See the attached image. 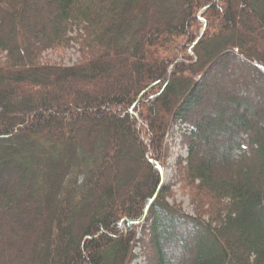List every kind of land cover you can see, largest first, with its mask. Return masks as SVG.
<instances>
[{
  "label": "trees",
  "instance_id": "obj_1",
  "mask_svg": "<svg viewBox=\"0 0 264 264\" xmlns=\"http://www.w3.org/2000/svg\"><path fill=\"white\" fill-rule=\"evenodd\" d=\"M0 51V264H131L139 228L156 264H264V0H0ZM177 121L194 214L162 180Z\"/></svg>",
  "mask_w": 264,
  "mask_h": 264
},
{
  "label": "rangeland",
  "instance_id": "obj_2",
  "mask_svg": "<svg viewBox=\"0 0 264 264\" xmlns=\"http://www.w3.org/2000/svg\"><path fill=\"white\" fill-rule=\"evenodd\" d=\"M203 26H205L206 22L202 20ZM71 36L75 35V32L70 34ZM6 53L0 51V65L5 60ZM44 60H50L52 62H56L58 64L71 66L76 63L80 58L79 52V44L75 41L71 40L70 45L63 49H47L42 54ZM222 67V66H221ZM221 67H217L214 70V75L216 73H226L227 75V82L228 84L238 83L235 78H233V72L238 69L235 65H232L231 71ZM228 72V73H227ZM225 76V77H226ZM225 81V79H224ZM239 86V85H238ZM214 90V88H213ZM241 91V90H240ZM239 95V94H238ZM194 118V116H193ZM195 119V118H194ZM214 119V118H211ZM179 121V120H178ZM177 121V122H178ZM214 121V120H213ZM186 130V125L180 122L173 124L164 139V150L161 149V162H162V180L164 186L168 189L167 201L171 204L179 206L182 210L189 214H194L195 205L192 203V196L189 193L188 188H185V183L183 181V174L184 170L182 166H185L186 161L185 159L188 156V147L187 141L183 139V132ZM125 156H129V158L133 161L138 162L139 154L136 151L135 154H129L128 152L125 153ZM133 166L131 162H126V166L123 169V176H122V183L128 184L130 183L131 178L133 177V171L131 173V169ZM128 175V177H127ZM29 228L38 224L33 220H28L24 223ZM39 234L38 237H43L45 235V229L43 227V223L39 225ZM42 227V228H41ZM188 232V229L185 228ZM184 230V233H186ZM42 232V234H41ZM181 233V232H180ZM139 238L142 240L137 244L134 253L135 258L131 262V264H156L157 255L156 250L154 247L153 242H151V236L149 231L146 232L143 229L139 228ZM173 261L175 264L185 263L187 264L192 256H190L189 252L187 251H180L178 250L176 254L172 255Z\"/></svg>",
  "mask_w": 264,
  "mask_h": 264
}]
</instances>
